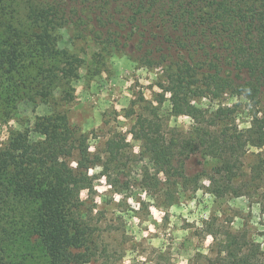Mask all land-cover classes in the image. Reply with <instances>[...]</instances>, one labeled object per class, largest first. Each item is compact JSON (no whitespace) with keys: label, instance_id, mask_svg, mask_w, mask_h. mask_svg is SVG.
Segmentation results:
<instances>
[{"label":"trees","instance_id":"1","mask_svg":"<svg viewBox=\"0 0 264 264\" xmlns=\"http://www.w3.org/2000/svg\"><path fill=\"white\" fill-rule=\"evenodd\" d=\"M64 27L98 46L96 65L106 54L134 52L148 67L162 66L170 115L191 117V129L166 124L162 97L154 104L142 96L134 101L139 111L132 107L126 116H136L130 133L171 186L196 191L207 179L218 198H264V0H0V121L12 119L25 100L51 109L36 118L40 139L31 141L26 131L0 145V264H29L35 250L45 264L100 258L112 264L105 238L112 231L94 214V182L119 167L129 143L112 137L93 152L89 134L71 122L67 106L85 59L58 46ZM225 93L262 104L248 128L236 123L235 106L194 102ZM196 155L202 169L189 173L187 161ZM95 167L102 168L99 175L89 173ZM259 202L264 210V199ZM215 224L206 229L214 255L200 261L264 264L261 243L245 227L220 235Z\"/></svg>","mask_w":264,"mask_h":264},{"label":"rangeland","instance_id":"2","mask_svg":"<svg viewBox=\"0 0 264 264\" xmlns=\"http://www.w3.org/2000/svg\"><path fill=\"white\" fill-rule=\"evenodd\" d=\"M59 32L58 46L69 48L85 59L80 78L73 84L76 98L67 106L71 122L89 134L93 152L104 150L106 140L112 137H125L129 143L116 160L119 167L110 172L109 178L99 176L94 182L93 198L97 203L94 214L103 217V228L112 231L105 235L110 242L112 264H195L197 261L207 264L200 259L214 255L215 243L214 237L206 231L207 222L216 220L215 230L220 235L226 227L233 230L245 227L264 250V210L259 202L264 198L250 195L218 198L207 190V179L202 180L203 186L196 191L171 186L165 174H159L149 157L143 154L141 142L130 133L136 116L128 117L126 113L132 107L139 111L134 101L142 96L154 104L158 98L164 99L162 116L170 127L187 131L193 126L189 116L170 115V94L160 87L165 83L162 66L148 67L134 52L106 54L101 66L96 65L93 55L98 46L94 42L76 39L71 27L61 28ZM99 68L101 72H97ZM194 102L209 109L219 105L235 106L236 123L241 129L251 125L255 111L262 105L255 106L245 96L230 93L218 99L199 97ZM50 111V106L44 103L35 107L31 101L20 102L12 119L5 123L0 121V145L6 146L11 137L26 131L31 141L40 139L42 136L33 131L36 118ZM252 159L253 156H248L245 161L248 164ZM201 161L199 155L188 159L187 172L200 171ZM101 171V167H95L89 173L99 175ZM168 192L173 195L174 204L169 203ZM81 196L86 199L87 191ZM34 253L37 257H29V264L46 263L39 250ZM105 262L106 259L100 258L83 264Z\"/></svg>","mask_w":264,"mask_h":264}]
</instances>
